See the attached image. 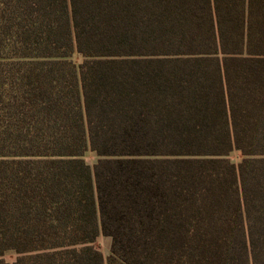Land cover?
<instances>
[{
    "label": "trees",
    "instance_id": "1",
    "mask_svg": "<svg viewBox=\"0 0 264 264\" xmlns=\"http://www.w3.org/2000/svg\"><path fill=\"white\" fill-rule=\"evenodd\" d=\"M0 264H264V0H0Z\"/></svg>",
    "mask_w": 264,
    "mask_h": 264
},
{
    "label": "rangeland",
    "instance_id": "2",
    "mask_svg": "<svg viewBox=\"0 0 264 264\" xmlns=\"http://www.w3.org/2000/svg\"><path fill=\"white\" fill-rule=\"evenodd\" d=\"M73 59L75 60V62L80 63L82 61V57L78 54H75ZM232 159L235 162L240 161L241 159V154L238 152H234L231 155ZM85 159L86 161L93 165L96 160H97V156L95 155V153H93L92 151H88L85 155ZM95 246L102 251V253L104 254L105 258L107 259L111 253L110 251V247H111V240L107 237L104 236H100L97 241L95 242ZM17 255L15 253H8L5 258L7 261H9L10 263L14 262L16 259Z\"/></svg>",
    "mask_w": 264,
    "mask_h": 264
}]
</instances>
